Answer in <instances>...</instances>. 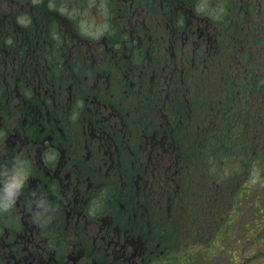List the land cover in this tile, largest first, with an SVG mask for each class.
<instances>
[{
  "label": "flooded vegetation",
  "instance_id": "1",
  "mask_svg": "<svg viewBox=\"0 0 264 264\" xmlns=\"http://www.w3.org/2000/svg\"><path fill=\"white\" fill-rule=\"evenodd\" d=\"M196 2L0 0V170L31 168L0 264L211 261L264 134V0Z\"/></svg>",
  "mask_w": 264,
  "mask_h": 264
},
{
  "label": "rangeland",
  "instance_id": "2",
  "mask_svg": "<svg viewBox=\"0 0 264 264\" xmlns=\"http://www.w3.org/2000/svg\"><path fill=\"white\" fill-rule=\"evenodd\" d=\"M259 124L264 132V116L263 121H260ZM262 141L258 153L259 159L264 161V136ZM249 167L253 166L250 164ZM239 172L240 169L232 170L231 191H235L238 182L242 183L241 186L245 185L247 192L236 200L241 213L230 227L224 228L227 232L226 235L216 237L217 233H215V239H211L212 237L209 239L210 244H206V246L209 245L214 253L211 261L201 252L197 254L198 257H195L194 261L181 262V264H259L260 251H264V223L259 225V198L264 195V179L259 180V164L253 167L249 177H243V172ZM252 178L256 181L253 182ZM218 205L220 207L224 205L226 208L229 202L225 201ZM239 240L241 243H238ZM183 242H186L185 238Z\"/></svg>",
  "mask_w": 264,
  "mask_h": 264
},
{
  "label": "clouds",
  "instance_id": "3",
  "mask_svg": "<svg viewBox=\"0 0 264 264\" xmlns=\"http://www.w3.org/2000/svg\"><path fill=\"white\" fill-rule=\"evenodd\" d=\"M101 7L106 12L107 6L101 5ZM194 7L197 13L207 15L214 20H223L226 11L221 4L213 6L211 0H197ZM21 19L23 22V18ZM30 173L31 168L27 162L19 157L12 162L10 167L0 170V204L3 207L7 208L15 202L23 191Z\"/></svg>",
  "mask_w": 264,
  "mask_h": 264
},
{
  "label": "trees",
  "instance_id": "4",
  "mask_svg": "<svg viewBox=\"0 0 264 264\" xmlns=\"http://www.w3.org/2000/svg\"><path fill=\"white\" fill-rule=\"evenodd\" d=\"M259 179L263 180L264 179V161L259 159ZM261 198V200H260ZM259 198V205H263L264 209V203L262 204L261 202H264V195H261ZM261 209V210H262Z\"/></svg>",
  "mask_w": 264,
  "mask_h": 264
}]
</instances>
